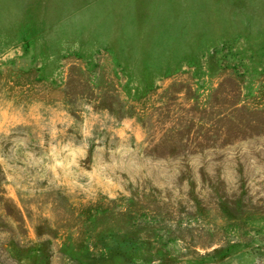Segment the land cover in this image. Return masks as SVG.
<instances>
[{
    "label": "rangeland",
    "instance_id": "374dc122",
    "mask_svg": "<svg viewBox=\"0 0 264 264\" xmlns=\"http://www.w3.org/2000/svg\"><path fill=\"white\" fill-rule=\"evenodd\" d=\"M0 264H264V0H0Z\"/></svg>",
    "mask_w": 264,
    "mask_h": 264
}]
</instances>
